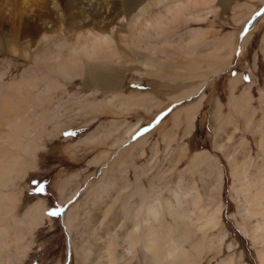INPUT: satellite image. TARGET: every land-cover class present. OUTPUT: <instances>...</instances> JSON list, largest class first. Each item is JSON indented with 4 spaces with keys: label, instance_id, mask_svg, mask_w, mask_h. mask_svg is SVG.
Here are the masks:
<instances>
[{
    "label": "rangeland",
    "instance_id": "rangeland-1",
    "mask_svg": "<svg viewBox=\"0 0 264 264\" xmlns=\"http://www.w3.org/2000/svg\"><path fill=\"white\" fill-rule=\"evenodd\" d=\"M263 5L264 0H198L178 22L167 24L162 35H153L148 48L150 39L142 38V49L126 47L125 58L112 54L114 50L104 52L96 65L121 72L113 85L105 81L103 91L87 84L76 68L70 79L60 78L61 86L52 98L44 97L42 107L31 100L35 111L27 114L24 132L29 126L38 129L33 131L35 142L23 154L21 174L0 188V264H107L109 251L115 250L131 264H160L141 243L136 255H129L125 244L126 234L156 200L164 225H182L167 202L193 222L209 215L217 219L215 228L205 233L196 229L197 235L182 243L197 264H262L264 234L251 228L260 217L242 214L249 203L238 194L240 181L231 160L249 158L248 166L242 163L247 179L255 176L260 184L256 167L264 164L258 143L260 137L264 140V13L256 25H247ZM136 8L134 4L129 16ZM0 29L6 34L0 35V98H10L17 94L13 85L41 76L46 68L37 65L39 47H53L59 32L39 44L40 37L29 31L23 39L14 19L5 20ZM14 29L21 42L12 37ZM186 40L190 44L181 45ZM85 73L91 75L90 69ZM113 93L118 96L110 104L106 97ZM199 98L203 101L194 128L176 125L184 121L178 114ZM239 101L241 109L236 108ZM2 117L15 115L0 113V135H5ZM147 126H152L147 133L136 136ZM95 131L100 137L84 143ZM125 140L130 144L123 151L119 144ZM34 180L45 184L43 193L36 191ZM35 206L40 217L28 219L27 210ZM54 207L64 213L49 216Z\"/></svg>",
    "mask_w": 264,
    "mask_h": 264
},
{
    "label": "bare ground",
    "instance_id": "bare-ground-1",
    "mask_svg": "<svg viewBox=\"0 0 264 264\" xmlns=\"http://www.w3.org/2000/svg\"><path fill=\"white\" fill-rule=\"evenodd\" d=\"M141 1L0 0V25L5 20L10 21L14 19L19 30L23 32V39L28 37L29 31L31 36H36V38L40 37L39 44H43L47 42L50 33L54 31L59 32L55 36L57 42L53 47L47 48L46 50L42 46L39 47L42 50L37 56V59L40 60L37 65L39 67L42 65V67L46 68L42 71L41 76H37L36 78L31 76L25 77L21 82L12 86L13 91H17L16 96H10L8 98V95L5 94L3 98H0V113L3 115L13 113L15 115V119L8 117L1 118L2 125L6 127L7 134L0 135V142L2 143V149H0V188L6 187L9 182H12L14 175L21 174L23 154L35 142L36 137L33 131L38 129H33V126H29L28 133L24 132V123L28 121L27 114L29 115L35 111V108L29 103L31 100H35L37 107H42L45 102L44 97H51V94L61 86L60 78L65 77L66 80L70 79L73 77L76 68L84 72V78L87 84L92 83L102 88L100 90L103 91L104 87H106L104 86L105 81L110 79V84L113 85L115 81L119 80V72H121L119 67L117 69L113 67L114 69L102 70L96 65L98 63L95 62H99L98 59L104 52L107 54V52H110L109 50L111 52L114 50L112 54L117 53L119 58H125L123 54L128 51L126 47H129L130 50L133 49V52H135V49H142L139 48L142 47V42H140L142 38L149 40L153 38V35H162L165 32V28L172 24V20L173 22L179 20L183 15L184 9L198 2V0H148L142 4ZM134 4L137 5L136 13L134 16H129L134 8ZM77 9L79 10L78 12ZM119 9L122 10L120 11ZM263 13L264 11L255 14L247 26L256 25L263 16ZM170 22L171 24H169ZM64 23H66V26ZM75 23L79 25V29L71 28ZM167 24L169 25L167 26ZM55 27H61V29H54ZM2 34L4 33L0 29V35ZM11 35L21 42V33L18 30L14 29ZM56 40H53V42ZM146 42L145 47L148 48L151 44V39ZM189 44L190 40H186L185 44L181 45L185 46ZM220 54L222 55L221 52ZM136 55H139V53ZM136 58L140 59V56ZM87 63L88 65H86ZM89 69L91 75L85 73ZM235 85L236 82H233V88ZM190 94V92L185 93L184 97ZM113 95L118 96V94L113 93L112 96L106 97L110 104L113 103L111 100L115 98ZM120 96H123V94H120ZM30 97L31 99H29ZM202 101L203 98H199L194 106L187 107L186 111L179 113V117L181 119L184 118V121L178 122L176 125L188 123L189 131L194 128L192 123L195 121L197 113L202 107ZM109 103L106 104L110 105ZM26 105H28L27 108H25ZM97 105L99 109L104 106L102 104ZM239 107H242V105L240 106V101L236 105L237 109H241ZM125 109L129 110V106L127 105ZM158 121L156 120L153 125ZM136 126L130 128L128 132L134 129L136 130ZM99 133V131L91 133V135L84 139V143L90 138L94 142V139L98 137ZM25 140L28 142L26 145ZM128 141L125 140L119 144L122 146L123 151H125V146L127 147V144H130ZM258 143L264 153V140L262 137H260V142ZM249 161V158H243V160L234 159L231 160V165L236 179L240 181V186L237 187L238 194L243 193V196L245 195V199L248 201L246 203H249V206L247 205L249 208L246 206L242 207V214L245 215L244 217L250 215L259 216L260 218L257 219L256 224L251 223V228L256 234H264V164L255 166L256 171L262 174L261 182L258 184L255 176V178L247 179V172L245 171L248 169L245 170L243 164L245 165L247 162L246 164L248 166ZM111 186H114V183ZM237 199L239 201L238 197ZM159 203L160 201L157 202L156 200L146 207L141 222L133 220L136 222L134 223L135 226H133L130 233L126 234V241L128 242L125 243L128 245L127 252L129 255H136V247L141 243L144 246V251L149 253L153 260L158 261L160 264H197L191 256L190 251L183 245L184 241H188V239L197 235L195 233L196 229L197 232L205 233L207 228H215L217 219L214 218V215L212 217L209 215L204 221L193 222L183 210H175L174 205L171 202H167L169 211H172L175 221H181L182 225H164L163 223L166 222L163 209L157 207ZM34 209H38V206L27 210L26 217L28 219L34 220L40 217L39 213L33 212ZM134 218L137 219L138 215L136 214ZM69 219H72V217ZM40 220L37 219L35 221ZM142 230H145V233L140 235ZM255 238L257 239V236ZM262 241L264 242V237ZM112 250L115 249L112 248ZM69 251L71 253V249H68ZM116 252L117 250L109 251V254L112 255L108 258L107 264H131L130 261H126L124 255H117L115 254ZM127 252L126 255H128ZM260 254L262 264H264V249L260 251Z\"/></svg>",
    "mask_w": 264,
    "mask_h": 264
},
{
    "label": "snow or ice",
    "instance_id": "snow-or-ice-1",
    "mask_svg": "<svg viewBox=\"0 0 264 264\" xmlns=\"http://www.w3.org/2000/svg\"><path fill=\"white\" fill-rule=\"evenodd\" d=\"M134 87H135V85H134ZM144 131H146V129ZM65 135H75V133H65ZM33 183L36 185V191L37 192L43 193L45 191V187H46L45 184H43L42 182H40L38 180H34ZM62 211H63L62 208L54 207L53 209H51L49 211L48 215L52 216V217H57V216H60L62 214Z\"/></svg>",
    "mask_w": 264,
    "mask_h": 264
},
{
    "label": "water",
    "instance_id": "water-1",
    "mask_svg": "<svg viewBox=\"0 0 264 264\" xmlns=\"http://www.w3.org/2000/svg\"><path fill=\"white\" fill-rule=\"evenodd\" d=\"M263 11L260 10V12H257V13H262ZM153 126V125H152ZM152 126H147L145 127L144 129H142L136 136H138L139 134L143 133V132H146L147 130H149ZM146 129V131H144Z\"/></svg>",
    "mask_w": 264,
    "mask_h": 264
},
{
    "label": "crops",
    "instance_id": "crops-1",
    "mask_svg": "<svg viewBox=\"0 0 264 264\" xmlns=\"http://www.w3.org/2000/svg\"><path fill=\"white\" fill-rule=\"evenodd\" d=\"M233 82H236V85H237L238 79L233 80ZM233 82H232V88H233ZM236 85H235V87H236ZM37 205H40V204H37ZM41 207L44 208L43 205Z\"/></svg>",
    "mask_w": 264,
    "mask_h": 264
}]
</instances>
